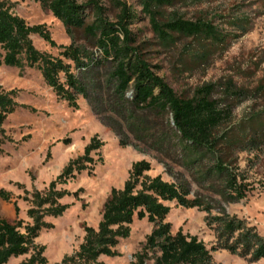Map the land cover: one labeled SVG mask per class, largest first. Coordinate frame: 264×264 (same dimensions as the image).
<instances>
[{"label":"trees","instance_id":"1","mask_svg":"<svg viewBox=\"0 0 264 264\" xmlns=\"http://www.w3.org/2000/svg\"><path fill=\"white\" fill-rule=\"evenodd\" d=\"M38 1L63 24L71 43L57 45L45 25H28L9 2L0 1V66L37 69L57 99L70 108L78 109V97H82L100 123L117 137L119 146H133L140 153L152 155L171 179L149 176L151 164L146 160L134 163L123 188L111 189L97 228L85 226L78 249L55 264H96L101 256H117L115 248L129 237L135 220H147L154 229L134 264H149L151 260L153 264H219L211 255L218 249L251 263L264 260V237L225 208L255 190L238 157L253 153L264 143V123L259 114L233 124L231 108H220L213 98L214 84L195 89L191 97L178 95L158 75V66L141 53L130 29L137 15L126 3L113 0L119 12L112 22L98 0L86 4L75 0ZM139 1L153 33L164 45L174 41V34L225 41V35L211 23H193L179 17L161 22L158 9L172 6L175 0ZM89 13L91 21L87 20ZM75 30L81 31L84 44L74 41ZM32 36L58 49L57 56L38 50ZM225 89L236 96L245 94L231 81ZM14 95L0 91V154L6 139L2 126L18 107ZM103 146L93 137L83 154L70 160L49 183L45 194H29L16 184L26 194L23 200L30 203L27 216L31 222L10 223L0 217V264L28 254L20 264H48L45 247L35 240L42 230L53 228L45 217H59L70 208L60 200L76 197L57 187L83 172L91 173L102 162L101 157L94 160L93 156H98ZM192 183L199 191L192 189ZM257 183L264 191V177ZM0 199L9 203L12 194L0 188ZM170 204L204 212L206 226L215 234V246L209 250L196 236L181 229L173 234L171 224L166 222ZM13 205L17 215L19 208L16 202Z\"/></svg>","mask_w":264,"mask_h":264},{"label":"rangeland","instance_id":"2","mask_svg":"<svg viewBox=\"0 0 264 264\" xmlns=\"http://www.w3.org/2000/svg\"><path fill=\"white\" fill-rule=\"evenodd\" d=\"M12 5L13 11L28 25H45L57 45L67 46L72 39L63 24L54 18L38 0H0ZM86 4L91 0H75ZM106 9V17L114 22L119 9L113 0H98ZM137 15L130 26L137 38L144 58L158 66L157 73L182 97H191L195 89L208 84L216 87L213 98L220 108H231L233 124L259 114L264 123V0H175L172 6L159 8L161 22L179 17L189 22L211 23L225 35L223 43L212 42L204 37H184L174 34V41L164 45L153 33L149 20L142 11L139 0H119ZM90 14V13H89ZM91 14L87 18L91 21ZM34 46L57 56L58 49L31 37ZM73 39L84 44L80 30H75ZM231 81L244 95L229 93L225 86ZM0 91L14 92L18 104L16 110L5 120L2 129L5 141L0 154V188L12 194L6 203L0 199V217L10 223L22 220L30 223L27 211L30 203L23 200L24 190L32 194H45L48 185L61 174L70 160L83 154L93 137L104 146L93 156L102 158L91 173L83 172L58 190H67L71 196L60 200L70 206L59 217H45L53 225L42 230L35 243L44 246L48 264L59 263L71 255L83 241L84 227L97 228L101 220L103 205L111 189H122L128 179L132 165L141 160L151 164L148 175H160L171 181L162 164L149 154H143L133 146H119L113 132L103 126L82 97H78V109L57 99L37 69H19L0 66ZM240 168L247 172L255 190L241 202L226 205L229 215L243 220L264 237V191L257 183L264 177V143L253 153H241ZM192 189L199 191L192 183ZM30 198V195H27ZM19 213L16 215L13 203ZM171 211L166 222L172 233L179 229L196 236L207 249L216 244L215 234L205 223L206 214L197 209H185L170 204ZM130 235L116 246L115 257H99L96 264H134L135 256L142 251L146 237L154 229L147 220H135ZM212 259L219 264H264V260L251 263L245 258L218 249L211 252ZM153 257L152 254L149 255ZM29 254L11 259L7 264H20ZM153 260L149 264H153Z\"/></svg>","mask_w":264,"mask_h":264}]
</instances>
